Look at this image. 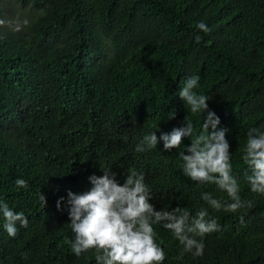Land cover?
Masks as SVG:
<instances>
[{
    "label": "trees",
    "instance_id": "trees-1",
    "mask_svg": "<svg viewBox=\"0 0 264 264\" xmlns=\"http://www.w3.org/2000/svg\"><path fill=\"white\" fill-rule=\"evenodd\" d=\"M16 1L39 13L23 32L0 27V201L29 223L10 237L0 215V264H96L94 250L77 257L64 242L73 236L67 192L88 190L87 178L105 168L120 183L142 172L156 210L205 208L217 220L204 254L180 259L179 242L154 225L163 264H264V195L250 191L241 159L247 131H264V0ZM191 76L217 130L227 129L232 175L251 208L216 211L201 199L228 197L183 174L188 137L178 149L135 151L145 134L181 127L186 115L200 132L207 113H191L178 96Z\"/></svg>",
    "mask_w": 264,
    "mask_h": 264
},
{
    "label": "clouds",
    "instance_id": "clouds-1",
    "mask_svg": "<svg viewBox=\"0 0 264 264\" xmlns=\"http://www.w3.org/2000/svg\"><path fill=\"white\" fill-rule=\"evenodd\" d=\"M4 23L0 21V24ZM196 28L208 33L209 27L198 22ZM16 30H19L17 25ZM202 37L195 35L199 42ZM199 77H188L179 89L178 96L188 106L191 113L203 116L201 130L194 134L193 122L186 115L181 127H174L170 132L159 137L155 131L145 134L136 145V152L156 148L163 143V150L178 149L185 137L190 144L178 156L182 161V172L191 181L199 184H213L228 199L213 198L204 192L201 199L216 210L236 213L242 208H251L252 201L242 200L241 186L232 175L230 144L226 139L227 129L217 130L219 117L208 108L207 95L198 94ZM175 118V112L170 113ZM187 152V154H185ZM249 170L246 182L250 191L264 195V131L250 128L246 133V144L241 157ZM102 175H90L87 179L91 187L82 193L67 192V212L69 226L73 236L65 239L71 252L79 257L82 253L94 250L96 264H163L166 253L156 242L157 233L154 225L168 230L182 246L177 259L185 253L194 257L204 254L203 238L206 234L219 231V224L209 218L208 210L201 208L194 215L180 207L171 210H156L151 203L150 189L145 183L144 174L130 169L124 176L123 183L117 179V173L105 168ZM17 188H28V182L22 178L15 181ZM61 197L56 207L60 209ZM39 202L45 208L46 197L40 192ZM0 215L5 221L3 227L10 237L17 233L16 224L28 226V219L23 212L13 211L9 205L0 201ZM243 221V217H241Z\"/></svg>",
    "mask_w": 264,
    "mask_h": 264
},
{
    "label": "rangeland",
    "instance_id": "rangeland-1",
    "mask_svg": "<svg viewBox=\"0 0 264 264\" xmlns=\"http://www.w3.org/2000/svg\"><path fill=\"white\" fill-rule=\"evenodd\" d=\"M0 8V21L4 22L0 24V27L16 32H23L26 29L27 22L39 13L27 1L21 3L16 0H0ZM17 25L19 30H16Z\"/></svg>",
    "mask_w": 264,
    "mask_h": 264
}]
</instances>
